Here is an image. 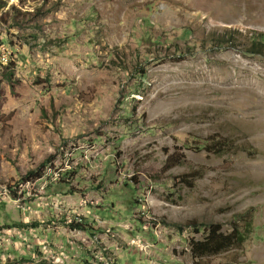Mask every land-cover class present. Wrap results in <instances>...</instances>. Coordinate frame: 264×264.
Returning a JSON list of instances; mask_svg holds the SVG:
<instances>
[{"label": "rangeland", "instance_id": "374dc122", "mask_svg": "<svg viewBox=\"0 0 264 264\" xmlns=\"http://www.w3.org/2000/svg\"><path fill=\"white\" fill-rule=\"evenodd\" d=\"M7 1L0 264H264V0Z\"/></svg>", "mask_w": 264, "mask_h": 264}, {"label": "trees", "instance_id": "16d2710c", "mask_svg": "<svg viewBox=\"0 0 264 264\" xmlns=\"http://www.w3.org/2000/svg\"><path fill=\"white\" fill-rule=\"evenodd\" d=\"M7 0H0V27L2 25H8L6 29L13 26L18 27L22 25V18L25 14L22 13L19 9L14 6L9 7L6 11ZM33 39V38H32ZM234 37H231L230 32H225L216 38V45L218 47H225L228 45H234L232 42ZM243 52L248 55H264V33H253L249 37V42L247 47L243 48ZM14 64L8 63L6 65L0 64V77L3 81L7 82L10 87L16 83L14 77ZM188 147V146H187ZM228 143L224 140H217L209 145H201L197 149H209L208 151L213 153H221L229 149ZM32 176V172L27 173L25 179H29ZM40 178L39 174L34 176ZM9 193L12 195L13 199H17L15 193L12 190H9ZM250 222H245L243 227H234L229 233H223L220 225L215 224L211 225L207 231V235L202 240L193 241L190 243V252L193 257L201 258L205 256H215L218 255L227 249L242 244L248 235L252 232ZM242 229V230H241Z\"/></svg>", "mask_w": 264, "mask_h": 264}, {"label": "built area", "instance_id": "2783aa9c", "mask_svg": "<svg viewBox=\"0 0 264 264\" xmlns=\"http://www.w3.org/2000/svg\"><path fill=\"white\" fill-rule=\"evenodd\" d=\"M19 237H21V235H19Z\"/></svg>", "mask_w": 264, "mask_h": 264}]
</instances>
